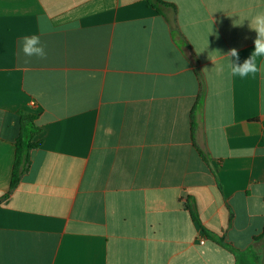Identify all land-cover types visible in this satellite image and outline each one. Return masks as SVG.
I'll return each instance as SVG.
<instances>
[{"label":"crops","instance_id":"obj_1","mask_svg":"<svg viewBox=\"0 0 264 264\" xmlns=\"http://www.w3.org/2000/svg\"><path fill=\"white\" fill-rule=\"evenodd\" d=\"M163 1L0 0V264H264V0Z\"/></svg>","mask_w":264,"mask_h":264},{"label":"clouds","instance_id":"obj_2","mask_svg":"<svg viewBox=\"0 0 264 264\" xmlns=\"http://www.w3.org/2000/svg\"><path fill=\"white\" fill-rule=\"evenodd\" d=\"M249 22L250 29L256 33L254 51L243 63H240L237 49H230L222 55L227 57V63L220 69V71L226 69L230 77L241 80L254 79L257 75H264V12L257 13ZM21 51L28 58H47L45 47L38 35L24 36L21 42Z\"/></svg>","mask_w":264,"mask_h":264},{"label":"trees","instance_id":"obj_3","mask_svg":"<svg viewBox=\"0 0 264 264\" xmlns=\"http://www.w3.org/2000/svg\"><path fill=\"white\" fill-rule=\"evenodd\" d=\"M148 1L153 5V7H155L159 11L161 7L168 5V3H166L163 0H148ZM20 115H21L22 132L20 137L17 139L15 143V161L12 172L10 189L5 196L0 198V205L2 204V201L18 186L23 173L28 169V166L30 164V151L41 145V142L32 141L33 138L40 133V129L35 124V120L37 119V116L24 112H20ZM192 130L194 132V125H192ZM26 132L27 133L29 132L31 137L30 141H28L27 143H25L24 141V137L27 136ZM193 141H194V137H193ZM191 215L194 220L198 221V215L195 210H191ZM210 237L215 241H217L218 243L224 244L223 239L216 238L213 236ZM225 246L228 245L225 244Z\"/></svg>","mask_w":264,"mask_h":264},{"label":"built area","instance_id":"obj_4","mask_svg":"<svg viewBox=\"0 0 264 264\" xmlns=\"http://www.w3.org/2000/svg\"><path fill=\"white\" fill-rule=\"evenodd\" d=\"M33 104V106H35V103H32Z\"/></svg>","mask_w":264,"mask_h":264}]
</instances>
